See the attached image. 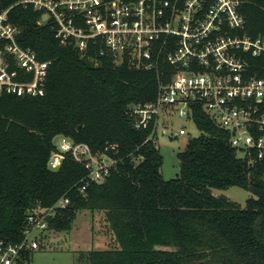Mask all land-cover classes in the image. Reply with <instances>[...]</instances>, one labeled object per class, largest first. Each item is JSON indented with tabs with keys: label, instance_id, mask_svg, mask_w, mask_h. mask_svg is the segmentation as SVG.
Masks as SVG:
<instances>
[{
	"label": "trees",
	"instance_id": "obj_1",
	"mask_svg": "<svg viewBox=\"0 0 264 264\" xmlns=\"http://www.w3.org/2000/svg\"><path fill=\"white\" fill-rule=\"evenodd\" d=\"M239 10L245 32L264 40V0H240ZM38 17L21 6L10 11L21 46L49 63L42 94L0 95V240L19 242L32 208L67 197L45 232L70 230L76 212L88 210L91 218L101 215L110 241L81 252L75 264H264V159L238 155L229 133L193 104L189 119L199 134L178 152V174L164 179L155 141H144L149 130L136 129L128 110L155 98L156 70L61 45ZM256 69L264 74V58ZM56 136L94 153L113 144L105 153L116 162L80 193L83 163L66 152L57 168L47 166ZM234 185L252 194L243 207L212 191Z\"/></svg>",
	"mask_w": 264,
	"mask_h": 264
},
{
	"label": "built area",
	"instance_id": "obj_2",
	"mask_svg": "<svg viewBox=\"0 0 264 264\" xmlns=\"http://www.w3.org/2000/svg\"><path fill=\"white\" fill-rule=\"evenodd\" d=\"M240 0H0V95L36 96L45 89L49 61L38 59L18 41L20 27L10 19L14 6L38 13L36 23L47 24L61 45L80 53L89 49L113 64L126 61L135 68L155 69L153 100L131 103L129 116L136 129L149 130L144 139L165 132L170 117L190 116L192 105L229 133L228 142L249 163L264 159V74H257L264 58V40L247 34ZM161 63L167 68L157 70ZM179 127L177 133H184ZM94 153L84 142L64 136L50 153L47 166L55 169L65 153L87 168L88 181L99 182L116 158ZM68 203L59 198L48 207L35 206L25 217L22 238L0 240V264H20L22 253L38 247L37 235L47 220Z\"/></svg>",
	"mask_w": 264,
	"mask_h": 264
},
{
	"label": "rangeland",
	"instance_id": "obj_3",
	"mask_svg": "<svg viewBox=\"0 0 264 264\" xmlns=\"http://www.w3.org/2000/svg\"><path fill=\"white\" fill-rule=\"evenodd\" d=\"M182 127L184 133L174 134ZM199 134L194 122L188 118L172 115L165 132L157 131L155 144L162 156L161 173L164 179L178 174V152L182 151L188 138ZM58 145L59 136L54 137ZM239 155V153H237ZM215 194L226 195L240 206L252 194L239 187L229 186L226 189H212ZM37 235L38 247L29 252L27 264H75L81 252L88 249H102L109 246L108 232L100 214L91 218L88 210H79L73 219L70 230L57 233L44 232Z\"/></svg>",
	"mask_w": 264,
	"mask_h": 264
},
{
	"label": "water",
	"instance_id": "obj_4",
	"mask_svg": "<svg viewBox=\"0 0 264 264\" xmlns=\"http://www.w3.org/2000/svg\"><path fill=\"white\" fill-rule=\"evenodd\" d=\"M177 132H174V134H176Z\"/></svg>",
	"mask_w": 264,
	"mask_h": 264
}]
</instances>
